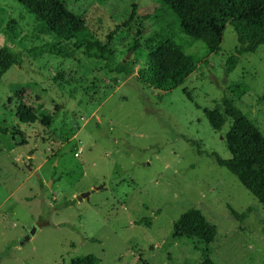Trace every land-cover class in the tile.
<instances>
[{
	"label": "rangeland",
	"instance_id": "1",
	"mask_svg": "<svg viewBox=\"0 0 264 264\" xmlns=\"http://www.w3.org/2000/svg\"><path fill=\"white\" fill-rule=\"evenodd\" d=\"M61 1L102 44L135 7L133 21L108 44L115 62L129 55L134 73L107 72L20 4L0 0V48L22 59L0 77V128L8 130L0 135V264H68L88 255L99 264H198L203 251L215 264H264V205L208 157L230 158L231 123L215 132L205 116L223 114L226 97L264 136V44L226 75L238 47L230 26L214 54L178 32L160 0ZM167 37L197 66L161 93L141 83L137 70ZM240 83L249 91L237 100L228 88ZM20 94L50 116L48 128L17 121ZM229 208L246 215L236 220ZM190 209L216 228L212 244L173 236Z\"/></svg>",
	"mask_w": 264,
	"mask_h": 264
},
{
	"label": "trees",
	"instance_id": "2",
	"mask_svg": "<svg viewBox=\"0 0 264 264\" xmlns=\"http://www.w3.org/2000/svg\"><path fill=\"white\" fill-rule=\"evenodd\" d=\"M38 22L46 25L49 31L61 41L73 42L77 49L89 59L100 60L109 73L129 77L134 73V66L127 62H115L108 48L109 42L121 28L127 27L135 14L132 8L128 20L115 28L105 43L95 40L82 20L69 11L61 0H14ZM163 6L176 17L177 30L186 38L200 42L214 54L219 51L223 31L230 26L236 35L238 47L225 61L224 73L230 74L238 63V57L254 54L264 44V0H160ZM138 44L132 47L134 52ZM21 54L7 47L0 48V77L12 66L20 67ZM197 59L185 55L173 37L157 41L148 55L146 66L137 70L138 80L161 93L170 92L180 85L196 70ZM228 91L240 100L249 87L244 84H233ZM20 103L16 108L15 118L23 126L40 123L45 127L51 124L48 115L37 114L19 96ZM264 99V89L262 92ZM223 114L218 110L205 111L209 124L219 132L225 120L231 123L225 135V146L229 159H222L216 153L208 154L214 163L232 174L260 204L264 205V136L238 109L233 101L222 98ZM40 115V116H38ZM8 130L0 128V135H7ZM230 215L242 220L245 214H238L229 208ZM149 226L148 223H146ZM173 236L195 239L205 246L212 244L216 237V228L209 224L201 212L190 209L184 212L173 225ZM203 251L198 264H215ZM68 264H99L94 256L76 257Z\"/></svg>",
	"mask_w": 264,
	"mask_h": 264
},
{
	"label": "water",
	"instance_id": "3",
	"mask_svg": "<svg viewBox=\"0 0 264 264\" xmlns=\"http://www.w3.org/2000/svg\"><path fill=\"white\" fill-rule=\"evenodd\" d=\"M128 57H129V55L126 56L125 60H126ZM125 60H123L122 63H125V62H126ZM101 188H102V186L97 187V188H95L94 190H98V189H101ZM92 192H93V190L90 191V192H87V193H83V194H81L79 199L87 198L88 195H89V193H92ZM34 232H35V229H32V231H31V235H32ZM27 239H28V238H27ZM27 239H25L24 242H25Z\"/></svg>",
	"mask_w": 264,
	"mask_h": 264
}]
</instances>
